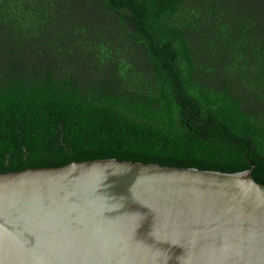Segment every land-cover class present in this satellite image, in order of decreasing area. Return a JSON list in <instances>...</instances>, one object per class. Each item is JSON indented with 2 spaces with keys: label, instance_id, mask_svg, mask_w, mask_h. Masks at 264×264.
Instances as JSON below:
<instances>
[{
  "label": "trees",
  "instance_id": "trees-1",
  "mask_svg": "<svg viewBox=\"0 0 264 264\" xmlns=\"http://www.w3.org/2000/svg\"><path fill=\"white\" fill-rule=\"evenodd\" d=\"M107 158L264 184V0H0V172Z\"/></svg>",
  "mask_w": 264,
  "mask_h": 264
},
{
  "label": "water",
  "instance_id": "water-1",
  "mask_svg": "<svg viewBox=\"0 0 264 264\" xmlns=\"http://www.w3.org/2000/svg\"><path fill=\"white\" fill-rule=\"evenodd\" d=\"M0 264H264V184L116 158L0 172Z\"/></svg>",
  "mask_w": 264,
  "mask_h": 264
}]
</instances>
